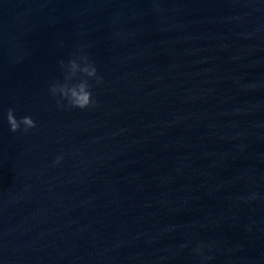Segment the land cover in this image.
<instances>
[{
    "label": "water",
    "instance_id": "water-1",
    "mask_svg": "<svg viewBox=\"0 0 264 264\" xmlns=\"http://www.w3.org/2000/svg\"><path fill=\"white\" fill-rule=\"evenodd\" d=\"M0 264H264V0H0Z\"/></svg>",
    "mask_w": 264,
    "mask_h": 264
},
{
    "label": "clouds",
    "instance_id": "clouds-1",
    "mask_svg": "<svg viewBox=\"0 0 264 264\" xmlns=\"http://www.w3.org/2000/svg\"><path fill=\"white\" fill-rule=\"evenodd\" d=\"M60 78L54 79L47 86L48 95L55 101L59 110L79 109L85 110L96 106V98L93 95L94 86L103 83V77L98 74V69L93 60L81 47L72 52L69 57L58 61ZM5 120L12 133H28L36 127V122L29 115L17 118L15 110L8 108ZM62 155H57L53 160L54 165H60ZM255 197H249L254 199ZM183 247V246H181ZM199 253L200 249H196ZM204 260L211 257H203Z\"/></svg>",
    "mask_w": 264,
    "mask_h": 264
}]
</instances>
